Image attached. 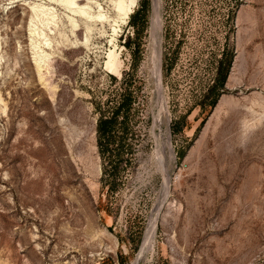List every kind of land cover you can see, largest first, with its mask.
<instances>
[{
    "label": "rangeland",
    "instance_id": "rangeland-1",
    "mask_svg": "<svg viewBox=\"0 0 264 264\" xmlns=\"http://www.w3.org/2000/svg\"><path fill=\"white\" fill-rule=\"evenodd\" d=\"M50 1L0 0V264H264V0H135L114 38L115 0Z\"/></svg>",
    "mask_w": 264,
    "mask_h": 264
},
{
    "label": "bare ground",
    "instance_id": "bare-ground-1",
    "mask_svg": "<svg viewBox=\"0 0 264 264\" xmlns=\"http://www.w3.org/2000/svg\"><path fill=\"white\" fill-rule=\"evenodd\" d=\"M52 1V0H51ZM50 1V2H51ZM59 1V0H58ZM58 1H56L57 3H59ZM81 0H61V2L62 3H64V5H65V7L67 8V9H69V10H71V11H73L74 10V12L76 13V12H79V13H81V14H83L84 13V10H85V7H86V5H84V6H81L80 7V5H78V2H80ZM93 1V0H92ZM53 2V1H52ZM56 4V3H55ZM60 4V3H59ZM81 4V3H80ZM57 5V4H56ZM135 5H136V1L135 0H129V2H127V1H125V0H115L114 1V12H115V14H116V16H115V18L114 19H112V20H110V23H109V25H110V27L112 28V38H114L115 36H116V34L118 33V28H120V25L121 24H124L126 21H127V19H128V17H129V15L133 12V8L135 7ZM60 6V5H59ZM49 8V7H48ZM97 8V7H96ZM53 9V8H52ZM95 11H96V9H95ZM94 12V11H93ZM92 12V13H93ZM85 16V15H84ZM79 17V16H78ZM87 17V16H86ZM82 18V17H81ZM32 19H33V21H34V19L36 20V19H39V20H41L42 21V23H44L45 24V26H52V24L53 23H55V16H54V13H52V12H50V10L49 9H46V8H44V7H42V6H36V7H34L33 8V16H32ZM89 19H93L94 20V22H98V23H100L101 25H105V20H106V18H105V16L102 14V13H100V12H98L95 16H93V18H89ZM108 19V18H107ZM31 20V19H30ZM70 20H71V18H70ZM72 21V20H71ZM155 21V20H154ZM35 22V21H34ZM38 23H39V21H38ZM35 25V24H34ZM56 25V24H55ZM73 25V24H72ZM75 25V24H74ZM32 26V25H31ZM30 28H32V27H30ZM49 28V27H48ZM51 28H53V27H51ZM50 29V28H49ZM153 30V29H152ZM33 30H31V32H32ZM36 31H37V29H36ZM155 31V30H154ZM35 33V32H34ZM40 34V33H39ZM39 34H37L36 33V35H39ZM45 35V34H44ZM43 35V36H44ZM33 36V35H32ZM34 36H35V34H34ZM37 37V36H36ZM45 37V36H44ZM41 38V37H40ZM47 38V37H46ZM46 38H44V42H47L46 40L48 39H46ZM50 40V39H49ZM44 42H43V44H44ZM39 43V42H38ZM37 43V45H39ZM42 44V43H41ZM48 46V45H47ZM37 47V46H36ZM35 47V48H36ZM43 47V46H42ZM38 48V47H37ZM39 49H40V46H39ZM36 53V52H35ZM40 53H38L37 55H39ZM36 57V56H35ZM34 57V58H35ZM51 57V56H50ZM41 58V57H40ZM35 59H37V58H35ZM45 60L47 61V62H49L50 63V61H48V56H46V58H45ZM37 61V60H36ZM42 64V63H41ZM46 64V63H45ZM44 65V64H43ZM49 65V64H48ZM40 67H42V66H38V69H40ZM46 67V66H45ZM44 67V68H45ZM106 67H107V69H109L110 71H113V72H117V70H118V68H117V66H116V63H115V56H114V54L111 52L110 54H109V61L107 62V64H106ZM43 68V67H42ZM41 68V70H43ZM37 70V69H36ZM45 70V69H44ZM40 71V70H39ZM38 71V72H39ZM46 71V70H45ZM39 73H41V72H39ZM41 78V77H40ZM42 79H43V77H42ZM222 100H224L223 98L221 99V101L220 102H223ZM225 101V100H224ZM224 103V102H223ZM221 104V103H220ZM219 104V105H220ZM216 108H219V107H216ZM215 110H217V109H215ZM153 231V230H152ZM151 240V236L147 239V241L148 240ZM150 246V245H149ZM151 248V247H150Z\"/></svg>",
    "mask_w": 264,
    "mask_h": 264
},
{
    "label": "trees",
    "instance_id": "trees-1",
    "mask_svg": "<svg viewBox=\"0 0 264 264\" xmlns=\"http://www.w3.org/2000/svg\"><path fill=\"white\" fill-rule=\"evenodd\" d=\"M129 94L126 93L125 95L122 96L120 102L117 103V105L115 106L114 110L111 113V116L108 118H99L97 123H96V134H97V138L99 140V144L100 141H102L104 138H108L109 135H111V132L117 128L115 127V120H116V115L121 112V113H125L128 111L129 108ZM120 130L122 131V133L120 134V138L117 142V147L120 148L121 146H123L124 142H123V137L130 131V128L125 126V125H121L120 126Z\"/></svg>",
    "mask_w": 264,
    "mask_h": 264
}]
</instances>
